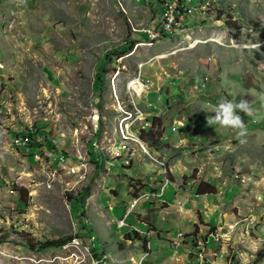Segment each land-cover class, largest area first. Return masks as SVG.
Masks as SVG:
<instances>
[{
	"label": "rangeland",
	"instance_id": "rangeland-1",
	"mask_svg": "<svg viewBox=\"0 0 264 264\" xmlns=\"http://www.w3.org/2000/svg\"><path fill=\"white\" fill-rule=\"evenodd\" d=\"M191 5L187 26L151 41L158 0H0V264H96V248L109 264H264V0ZM169 91L171 104L146 100ZM241 99L246 135L209 123L220 102ZM143 111L163 116L153 150L141 141ZM16 134L42 142L39 159L12 144ZM159 169L163 181H152ZM203 178L221 188L217 199L187 204ZM173 180L180 203L152 199ZM149 182L151 198L129 200V187ZM87 185L81 220L95 239L78 235L82 207L69 199ZM177 232L180 250L168 239Z\"/></svg>",
	"mask_w": 264,
	"mask_h": 264
},
{
	"label": "crops",
	"instance_id": "crops-1",
	"mask_svg": "<svg viewBox=\"0 0 264 264\" xmlns=\"http://www.w3.org/2000/svg\"><path fill=\"white\" fill-rule=\"evenodd\" d=\"M191 3H192V0H190V4H186L187 5V8H188V10H190V9H195V7H192V5H191ZM141 75H142V71H141V68H140V78H141ZM136 90H139V88L137 87V86H134V85H132ZM147 88H150V86H148L147 85ZM147 88L145 89V92H144V94H147V93H151V91H147ZM135 90V92H137ZM154 90H158V88L156 87V89H154ZM155 93H159V92H155ZM170 91L169 92H166V94L167 95H165V92H164V95L163 94H161V96H162V98L160 97V96H158L157 94L156 95H153L152 97H148L147 96V98H146V100L148 101V100H153V99H157V100H159L160 101V103H163V102H168V104H171L170 103V97H171V95H170ZM144 94H143V96H144ZM151 105V103H147V106H150ZM164 108H166V106L164 107ZM145 109H148V108H145ZM165 113V112H164ZM163 113V114H164ZM144 114L146 115V117H145V122H146V124H147V127L145 128V123H143V125H142V127H143V129L145 128L146 130H148L149 128H151V126H152V121H151V119L150 118H152V117H157L158 118V120L157 121H155V123L157 124V122H161V123H163V116L160 114V113H158V112H153V111H145L144 112ZM166 114V113H165ZM143 119V118H142ZM134 119H132L131 121H133ZM128 122H129V120H128ZM182 123V121L180 120H178V123ZM184 123V122H183ZM173 128V127H172ZM184 138V137H183ZM142 141V140H141ZM180 141H182L181 143H186V140L185 139H182V137H179V139L177 140V142H178V144L180 143ZM170 143H171V141H170ZM173 143V142H172ZM188 143H193V142H188ZM199 143H201L202 144V142L201 141H198V144ZM208 143V142H207ZM178 144H174V146L175 147H177L178 146ZM197 144V143H196ZM193 147H195V146H193ZM200 147H202V145H200L198 148H200ZM197 150H201V149H197ZM202 153H204V151L202 150L201 151ZM140 157H142L141 155H139V156H137V159H139V160H141V158ZM121 158V157H120ZM130 161H131V163L129 164V165H127V166H124V168H126L125 169V173H124V175L126 176V177H134V176H132V175H130L128 172H127V170H128V168H130L131 167V165H132V158L130 159ZM176 166V165H175ZM143 168V167H142ZM141 168V169H142ZM143 169H145V168H143ZM167 169H169L170 170V172L172 171V166L170 165L169 167H167ZM139 170H140V167H139ZM146 170V169H145ZM168 170V171H169ZM158 172L154 175V178H152V181L153 180H155L156 178H157V181L159 180V179H162V181H163V174L161 173V170L159 169V170H157ZM138 173H140V171H138ZM162 174V175H161ZM135 178H139V177H135ZM160 181V180H159ZM201 181V180H200ZM200 181H198V183L195 185L194 184V188L192 189L193 190V192L192 193H189V192H187V196H184L183 198L185 199V202H187V204H188V200H189V198L190 197H192V195H193V197H196V198H201L202 200L201 201H198V203H202V201L204 200L206 203H213L217 198V196H216V194H202V195H198V193H196V187H197V185L200 183ZM203 181H205V182H208V183H210L211 185H213L214 187H215V189H216V191H218V190H221V188H218V186H216V182H212L211 180L210 181H206L204 178H203ZM173 183H168L166 186H165V188H164V192H162V193H159L157 196H153V198L152 199H158L157 197H159V198H161V199H164V200H166L167 201V203H171V200H173L175 203H180V201L179 200H181L182 199V195L180 196V192H179V190H180V183L178 184L177 183V180H173L172 181ZM127 183H128V181H127ZM145 183V182H144ZM161 184V182H156V184L155 185H160ZM128 185V184H127ZM152 185V183L151 182H149V185H147V184H145L144 186H142V187H140L139 185H136V186H132V187H129L128 189H129V191H132L131 192V196H130V198H129V200L131 199V197H135V196H139V195H141V194H145V193H149V188H150V186ZM129 186V185H128ZM131 186V185H130ZM235 187H231L232 188V191H237L238 193L239 192H241V190L239 189V187H238V185L237 184H235L234 185ZM151 189V188H150ZM222 189H224V188H222ZM135 190H137V192L135 191ZM134 193H136L137 195H135ZM235 193V192H234ZM161 195V196H160ZM168 195H170L171 197H168ZM230 195V196H229ZM133 197V198H134ZM225 197H233V200H235V201H238V202H240V201H242L241 199H240V197L241 196H238V195H234V194H226L225 195ZM169 198H171L170 200H169ZM135 199V198H134ZM143 199L144 198H142V199H140L139 201H143ZM198 200V199H197ZM210 200V201H209ZM138 201V202H139ZM192 201H196L195 200V198H192ZM131 202V207L130 208H132L136 203H135V201H130ZM117 203V202H116ZM164 203V202H163ZM163 203H162V205H163ZM223 203H224V201L223 202H221L220 204H221V207L223 206ZM242 203V202H241ZM130 205V204H129ZM129 205H127V202L126 203H124V207H125V210H126V208L128 207L129 208ZM151 205V204H150ZM217 207V206H216ZM217 208H219V205H218V207ZM113 209H116V208H113ZM162 210V209H161ZM129 211V210H128ZM125 212V211H124ZM127 212V211H126ZM210 219L211 218H209V221H210ZM212 220H214V218H212ZM212 222L213 221H211V223L209 222V224H211L212 226H214V224H212ZM210 225V226H211ZM156 226V225H155ZM133 228H135V229H137L136 227H133ZM157 229V231H159L160 232V234H161V232H163V230L162 229H160V228H156ZM138 230V229H137ZM130 231V230H129ZM167 231V233L169 234V231L168 230H166ZM180 231V230H179ZM154 233H156V235H157V232H154ZM178 233V232H177ZM184 233V232H183ZM150 235V234H149ZM157 236H159V235H157ZM176 236H177V234H176ZM176 236L174 237V238H172V237H170V238H168L169 240H171V244H172V247H177L178 248V250H180L182 247H181V244L179 245H173V243H172V241L173 240H175L176 239ZM150 237V236H149ZM183 239H184V237L182 238V239H180L179 241H180V243H183ZM178 241V240H177ZM209 241V240H208ZM108 255V254H107ZM109 256V255H108ZM112 263V262H111ZM113 264H118L116 261L115 262H113Z\"/></svg>",
	"mask_w": 264,
	"mask_h": 264
},
{
	"label": "built area",
	"instance_id": "built-area-1",
	"mask_svg": "<svg viewBox=\"0 0 264 264\" xmlns=\"http://www.w3.org/2000/svg\"><path fill=\"white\" fill-rule=\"evenodd\" d=\"M158 1L166 2V12H159L160 16H159V21L157 23V26L154 27L150 32H148V35H146V39L148 40L156 39L160 37L161 38L166 37L169 33L173 32L174 30L181 29L187 26V18L185 16V5L190 4V0H175V7H168V0H158ZM133 85L136 86V83H134ZM146 127H147V124L145 122V128ZM172 129L176 130L175 127H173ZM130 131L132 133L134 132V130L132 129H130ZM31 136L32 134L31 135L17 134L14 136L12 140V144H16L17 149H20L27 154L33 155L34 158L39 159L40 155L42 154L41 149L43 147L39 145L42 142L38 140H36V142H33ZM36 144H39V145L37 146ZM120 151H122L121 155L124 157L123 165H126V166L129 165L131 162L127 161L125 150H120ZM65 161H66V157L64 156V154H61L58 156V162L64 163ZM71 170H75L74 166H71L69 168V171ZM163 190H159L157 195L159 193H162ZM152 196L153 195L150 193H145V194L139 195V198L140 197L151 198ZM131 201H139V200H131ZM129 209H130V205H129ZM122 224H123V221L121 222V225ZM183 236H184L183 232H178L176 239L172 241L173 245H178L179 243L177 239L178 238L182 239ZM104 255L101 257V259L97 260V263L100 262L101 264H104Z\"/></svg>",
	"mask_w": 264,
	"mask_h": 264
},
{
	"label": "trees",
	"instance_id": "trees-1",
	"mask_svg": "<svg viewBox=\"0 0 264 264\" xmlns=\"http://www.w3.org/2000/svg\"><path fill=\"white\" fill-rule=\"evenodd\" d=\"M160 3L162 4L163 2L160 1ZM185 13H186V11H185ZM98 67L99 68H97V71L95 72V75H94V78H95L94 86H95L96 95L100 96L101 90H102L103 77H104L105 70L103 69L102 65H100ZM157 119H158L157 117H152L151 118V121H152L151 128H149L146 131L143 130V129L141 130V138H142L143 141H145L147 143V145L149 146V148L151 150H153L154 147L155 148L158 147L157 140L159 138V135L157 134V132L154 131V128H156L158 126L155 123V121ZM99 134H100V131L97 130L96 131V136H98ZM43 140H44V143L47 144L46 139H43ZM36 145L38 146L39 144H36ZM15 146H16V144H15ZM89 187H90L89 185L85 186L76 196H74V197L69 196V199H70L72 204H74V205L78 204L79 206L82 207V209H81V211L79 213L80 216H79V218H77L78 221H76V224L78 225V232H79L78 235H81L80 233L89 234V235H91V238L93 237V239H95V236L92 235L91 228L88 227L86 225V223L83 222V220H81L82 218H85L84 201H85V198H87L89 196V191H90ZM215 190L216 189H215V187L213 185H211L210 183L205 182L203 180L200 181V183L196 187V193H198V195L214 194ZM152 230L155 232L154 229H152ZM68 239H70V237L66 238V239H63V240H46V241H43V242H38L37 244H32L31 242L28 241V242H26V245L29 248H31V249H34V247H35L38 250L44 251V250L51 249V248L61 247L65 243V241H67ZM145 241L147 242V240H145ZM93 255H94V257L97 260H99L104 255V253H103L102 250H98L96 248V251L95 250L93 251ZM96 264H101V263L98 262Z\"/></svg>",
	"mask_w": 264,
	"mask_h": 264
},
{
	"label": "clouds",
	"instance_id": "clouds-1",
	"mask_svg": "<svg viewBox=\"0 0 264 264\" xmlns=\"http://www.w3.org/2000/svg\"><path fill=\"white\" fill-rule=\"evenodd\" d=\"M264 99V97H262ZM237 109L242 112L250 113L248 102L241 99L238 103L224 100L214 109L215 115L209 123H218L222 127H230L238 130V136L246 135V127L241 116L237 114ZM126 166V165H124Z\"/></svg>",
	"mask_w": 264,
	"mask_h": 264
},
{
	"label": "bare ground",
	"instance_id": "bare-ground-1",
	"mask_svg": "<svg viewBox=\"0 0 264 264\" xmlns=\"http://www.w3.org/2000/svg\"><path fill=\"white\" fill-rule=\"evenodd\" d=\"M163 3V7H164V9H165V12H166V2L165 1H162ZM168 7H175V0H170V1H168ZM185 11H188V8H187V5H185ZM170 34V33H169ZM157 39V38H156ZM154 39H151V41H153ZM140 79V77H138V79L137 80H134L135 81V83H136V86L138 87V85L137 84H140L141 83V81L139 80ZM132 84H134V82L132 83ZM142 84V83H141ZM139 88V87H138ZM142 91V90H141ZM143 117V116H142ZM138 120V119H137ZM143 141V140H142ZM135 198V197H134ZM97 260V259H96ZM95 260V261H96ZM104 264H109V262H108V260H107V258L104 256Z\"/></svg>",
	"mask_w": 264,
	"mask_h": 264
}]
</instances>
